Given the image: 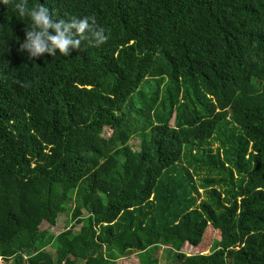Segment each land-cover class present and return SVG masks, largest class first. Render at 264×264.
<instances>
[{
    "label": "trees",
    "instance_id": "1",
    "mask_svg": "<svg viewBox=\"0 0 264 264\" xmlns=\"http://www.w3.org/2000/svg\"><path fill=\"white\" fill-rule=\"evenodd\" d=\"M39 3L109 38L0 3V264H264V0Z\"/></svg>",
    "mask_w": 264,
    "mask_h": 264
},
{
    "label": "clouds",
    "instance_id": "2",
    "mask_svg": "<svg viewBox=\"0 0 264 264\" xmlns=\"http://www.w3.org/2000/svg\"><path fill=\"white\" fill-rule=\"evenodd\" d=\"M4 0H0L3 3ZM20 17L31 21V30L26 31V39L21 50L29 58H39L44 54L70 57L73 50L80 51L82 44L98 47L108 40L105 29L98 27L94 17L69 16L67 19H54V14L45 3L28 6V0H8Z\"/></svg>",
    "mask_w": 264,
    "mask_h": 264
},
{
    "label": "rangeland",
    "instance_id": "3",
    "mask_svg": "<svg viewBox=\"0 0 264 264\" xmlns=\"http://www.w3.org/2000/svg\"><path fill=\"white\" fill-rule=\"evenodd\" d=\"M173 124V123H172ZM105 135L109 136V132L106 131L105 132ZM134 148L137 149L140 145V139L139 138H135L134 140ZM201 192H203V190H201ZM69 219H70V216H67L66 214H64L61 219H60V223H59V226H55V227H49V225L47 224H44L42 229H50V231L55 234V235H58L59 233L63 232L64 231V227L66 225V223L69 222ZM74 223V222H73ZM164 250L165 248H162L159 253L157 254L158 258H164ZM208 252H205V254H207Z\"/></svg>",
    "mask_w": 264,
    "mask_h": 264
}]
</instances>
